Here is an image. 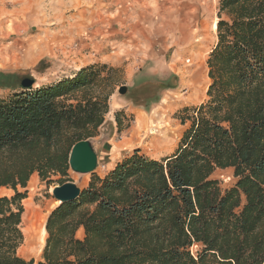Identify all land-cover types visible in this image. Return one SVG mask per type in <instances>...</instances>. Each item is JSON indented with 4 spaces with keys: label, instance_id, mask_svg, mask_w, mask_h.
Wrapping results in <instances>:
<instances>
[{
    "label": "trees",
    "instance_id": "16d2710c",
    "mask_svg": "<svg viewBox=\"0 0 264 264\" xmlns=\"http://www.w3.org/2000/svg\"><path fill=\"white\" fill-rule=\"evenodd\" d=\"M216 15L206 100L179 111L175 148L91 174L48 213L39 259L18 252L27 182L70 180V149L103 124L114 68L29 87L0 71V188L12 191L0 196V264H264V0H218ZM226 168L235 180L222 189L212 175Z\"/></svg>",
    "mask_w": 264,
    "mask_h": 264
},
{
    "label": "rangeland",
    "instance_id": "374dc122",
    "mask_svg": "<svg viewBox=\"0 0 264 264\" xmlns=\"http://www.w3.org/2000/svg\"><path fill=\"white\" fill-rule=\"evenodd\" d=\"M94 1L82 0L79 3V0H74L65 11H60L59 0L56 3L49 0H38L34 4L32 1L27 2L29 4L26 6L38 4L40 8L39 14L33 16L39 18V23L29 25L28 34L39 32L40 37L46 38L48 34L56 33L61 38L69 39L70 36L71 41L65 40L63 42L66 44L55 48L40 44L39 48L28 52L25 46L26 51L19 52L16 51L17 47L7 48L5 43L1 44V34L7 29L14 30L16 25H24L19 22L23 4L18 0H0V71L16 72L22 79H33L35 85L39 86L70 77L72 73L91 64H106L114 68L111 72L109 110L97 135L90 138L98 158L97 168L87 174L69 171L70 180L80 189L86 187L91 174L104 176L135 149L157 159L172 152L187 126L181 123L179 111L185 106H196L206 100L209 83L206 60L216 41L213 23L217 21L218 0H202L199 10L177 15L175 23L164 26L165 30L173 26L182 30L187 44L180 47L173 45L176 41L174 32L162 35L167 37L166 41L165 37L163 40L151 31L145 34L130 28L124 30L125 25L106 21L112 18L108 15L100 20L91 14ZM57 5L56 12L52 11ZM81 7L87 9V15H79ZM31 17L26 16L27 20ZM82 27L87 29L86 41L81 34ZM193 27L196 30L191 31ZM101 28L108 30L103 33L106 34L105 40L100 47L98 35ZM111 28L114 32H111ZM194 35L199 37L196 41L193 40ZM191 42L194 43L192 46ZM120 58L123 61H119ZM122 85L127 87L124 94L118 92ZM7 93L0 89V97ZM115 112H118V119ZM153 114L157 116L154 123L140 121L141 117ZM152 129L154 134L151 135ZM212 177L219 181L222 189L233 185L235 180L229 169H218ZM51 178L55 180L57 176ZM55 185L58 184L41 181L37 173L31 175L27 182L26 198L22 200L24 211L21 230L24 241L18 250L26 259L40 258L46 238L43 231L46 217L58 204L51 193ZM11 193L8 188H0V196ZM77 236H82L81 230Z\"/></svg>",
    "mask_w": 264,
    "mask_h": 264
},
{
    "label": "crops",
    "instance_id": "0c3cea01",
    "mask_svg": "<svg viewBox=\"0 0 264 264\" xmlns=\"http://www.w3.org/2000/svg\"><path fill=\"white\" fill-rule=\"evenodd\" d=\"M23 4V6L20 8V12L22 11L21 18L19 19L20 23H24L22 27H19V25H16L17 27L14 28V30H5L4 33L1 34L2 37V43H5L7 48H16V51H31L35 47L39 48L40 44L46 45L49 48H55L61 45L66 44L65 40L68 42L71 41L70 36L68 38H61L56 35V33L48 34L46 38L40 37L39 32L36 33H27L29 29V25L31 24H37L39 23V18L33 17L34 15L39 14L40 8L37 5L32 6H26V4L29 1H32V4L34 2H37L38 0H18ZM50 2H58V0H49ZM59 0L58 4L61 5L60 11H65L68 7V5H71V3L74 1L70 0ZM72 1V2H71ZM82 3V0H79V3ZM25 4V5H24ZM94 11L91 12V14H94L96 17H98L100 20H104V17H107L105 15H108L111 18L106 19V21H109L111 24L118 23L122 24L124 26V30L126 28H130V30H133L135 32L139 33H149L150 31L154 34H157V36L163 38L165 37L166 41L168 40L166 36L162 35H168V32H174L175 33V42L173 45L176 47L184 46L187 44L184 40V37L182 35V30L179 28H176L173 26L171 29L164 28L169 23H175V16L177 15H184L185 13L191 14L192 11L199 10V4H203L202 0H95L94 1ZM55 6L52 11L56 12L55 9L58 8V6ZM87 9L80 8L79 9V15L85 16ZM55 14V13H54ZM32 15V17L27 20L26 16ZM105 21H103L102 25ZM18 23V24H20ZM127 26V27H126ZM83 28V27H82ZM88 29V27L86 26ZM86 28H83V31L81 30V34L83 37V40L86 41L88 38V34L85 30ZM106 30H108L106 28ZM105 28L100 29V35L99 36V46L101 47L102 41L105 40L106 34H103L105 31ZM114 29L111 28V32ZM120 30V29H117ZM173 30V31H172ZM191 31L196 30L195 27L190 29ZM180 31V32H178ZM86 32V33H85ZM26 33V34H25ZM178 33H181L179 36ZM97 36V38H98ZM179 36V38H178ZM198 35L193 36V40L196 41ZM164 40V38H163ZM45 42V43H44ZM194 44L191 42V46ZM190 45V44H189ZM26 46V48H25ZM97 47V46H96ZM13 54V53H9ZM135 57V56H133ZM126 59V58H125ZM128 59V58H127ZM134 59V58H133ZM136 59V57H135ZM25 62H27V59H23ZM138 60V58H137ZM119 61H123V59H119ZM129 61H132L129 59ZM140 62H145L146 60H139ZM134 62V61H132ZM12 71V70H11ZM229 169L232 172L231 168ZM79 230L82 231V228H79ZM78 230V231H79ZM77 231V232H78ZM83 235V231H82ZM81 237V236H78Z\"/></svg>",
    "mask_w": 264,
    "mask_h": 264
},
{
    "label": "water",
    "instance_id": "95a60500",
    "mask_svg": "<svg viewBox=\"0 0 264 264\" xmlns=\"http://www.w3.org/2000/svg\"><path fill=\"white\" fill-rule=\"evenodd\" d=\"M34 83L33 79L23 78L20 81L22 87H29ZM127 90L125 85L119 87L118 92L124 94ZM69 168L74 173L87 174L94 172L97 168L98 158L93 142L84 139L76 142L69 152ZM80 187L73 181L68 180L62 184L53 186L51 193L58 203L76 200L81 194Z\"/></svg>",
    "mask_w": 264,
    "mask_h": 264
},
{
    "label": "bare ground",
    "instance_id": "6f19581e",
    "mask_svg": "<svg viewBox=\"0 0 264 264\" xmlns=\"http://www.w3.org/2000/svg\"><path fill=\"white\" fill-rule=\"evenodd\" d=\"M2 8H0V10H1ZM216 26V21L213 23V27H215ZM182 76H186L185 74H183ZM197 84V83H196ZM157 116L155 115V114H153L152 116H150V117H147V116H145V117H141L140 118V121L141 122H144V123H147V122H151V123H154V119L156 118ZM154 125V124H153ZM149 127V126H148ZM153 128V127H152ZM159 129H162V128H159ZM149 130V129H148ZM150 134L152 135V134H154V131H153V129H152V131L150 132ZM43 231H44V233H46L45 232V229H43Z\"/></svg>",
    "mask_w": 264,
    "mask_h": 264
},
{
    "label": "built area",
    "instance_id": "2783aa9c",
    "mask_svg": "<svg viewBox=\"0 0 264 264\" xmlns=\"http://www.w3.org/2000/svg\"><path fill=\"white\" fill-rule=\"evenodd\" d=\"M233 176V175H232ZM197 249V245L196 244H193L190 248L191 252H195Z\"/></svg>",
    "mask_w": 264,
    "mask_h": 264
}]
</instances>
